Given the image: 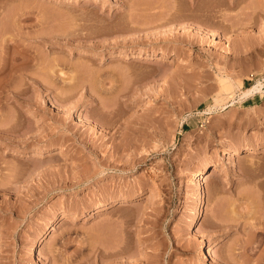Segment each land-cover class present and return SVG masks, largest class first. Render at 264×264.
I'll list each match as a JSON object with an SVG mask.
<instances>
[{
    "label": "rangeland",
    "instance_id": "obj_1",
    "mask_svg": "<svg viewBox=\"0 0 264 264\" xmlns=\"http://www.w3.org/2000/svg\"><path fill=\"white\" fill-rule=\"evenodd\" d=\"M204 249L264 264V0H0V264Z\"/></svg>",
    "mask_w": 264,
    "mask_h": 264
},
{
    "label": "bare ground",
    "instance_id": "obj_2",
    "mask_svg": "<svg viewBox=\"0 0 264 264\" xmlns=\"http://www.w3.org/2000/svg\"><path fill=\"white\" fill-rule=\"evenodd\" d=\"M140 52L141 51H139L138 53L140 54ZM118 55H120L121 57H132V55H134V54L129 55L127 53H119ZM234 87H235L234 84H227L222 89L224 90L226 96H228L230 98H233L234 91H235ZM237 88L240 91V93H238L239 94L238 96L242 95V96H246L247 97V96H251L254 93V91L261 90V85H260V83H258V84L252 85L249 88H241L240 86H237ZM8 127H10V125ZM4 128H5V126H4ZM1 129H2V127H1ZM3 130L9 131L10 129L6 128V129H3ZM254 149H258V144H254L253 146H251V148H248L246 151H243V152H239L238 150L236 152H231L232 154H230V156H229V158L231 159L230 162H234L235 159H239L241 157V153H249V151H253ZM206 167H207V164H203L202 167L200 168L198 174L195 176L196 187H197V189L199 191V198H198V201L196 202V205H195V215H194V218H193V224H196V222L200 218V216H201L200 208H201L202 204L204 203V195L202 196L201 187L206 186V185H210L217 178L216 173H213V174H210V175L206 174V172L204 171ZM91 215L93 216V214H91ZM55 223L56 222H53V223L50 224V226L41 235V237H40L41 239H40L39 242H33L31 244L32 245V247H31L32 250H37L38 247L42 248V247H46L47 246V239L49 237V232H50V230H52L55 227ZM200 257H201L200 258L201 263L202 264L206 263L208 261V259H209L208 251H206L204 249L201 252V256Z\"/></svg>",
    "mask_w": 264,
    "mask_h": 264
},
{
    "label": "built area",
    "instance_id": "obj_3",
    "mask_svg": "<svg viewBox=\"0 0 264 264\" xmlns=\"http://www.w3.org/2000/svg\"><path fill=\"white\" fill-rule=\"evenodd\" d=\"M248 79H253V75H250V77H248Z\"/></svg>",
    "mask_w": 264,
    "mask_h": 264
}]
</instances>
